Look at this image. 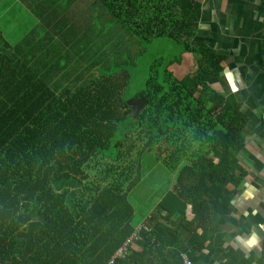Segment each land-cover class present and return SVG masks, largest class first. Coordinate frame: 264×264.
<instances>
[{
	"label": "trees",
	"instance_id": "obj_1",
	"mask_svg": "<svg viewBox=\"0 0 264 264\" xmlns=\"http://www.w3.org/2000/svg\"><path fill=\"white\" fill-rule=\"evenodd\" d=\"M123 1L126 12L117 1L102 3L131 27L143 24L131 35L140 49L129 40L103 50L83 81L51 83L49 68H60L64 46H49L41 25L25 39L0 33V264H183L185 240L215 217L228 221L246 177L238 160L245 121L241 105L205 81L223 72L225 56L190 42L198 6ZM184 54L194 66L177 71ZM41 61L50 66L45 73ZM139 69L144 88L134 91ZM133 99L148 101L136 119ZM145 153L177 173L176 185L155 208L154 227L118 257L136 232L128 193L141 180L135 173ZM203 244L194 240L196 249Z\"/></svg>",
	"mask_w": 264,
	"mask_h": 264
},
{
	"label": "crops",
	"instance_id": "obj_2",
	"mask_svg": "<svg viewBox=\"0 0 264 264\" xmlns=\"http://www.w3.org/2000/svg\"><path fill=\"white\" fill-rule=\"evenodd\" d=\"M103 1L0 0V18L2 8L12 17L13 14H28L26 20L21 16L15 27L18 30L22 24H27L22 37L21 32H15L14 27L9 25L13 39L16 36L25 39L41 25L44 32L50 35L46 38L49 46H64V50L56 55L60 60L59 69L49 68L46 61H41V64L45 65L43 73L49 68L52 84L56 86L62 76L69 84L80 81L75 76L76 66L70 67L74 58H81L88 69L95 72L98 66L94 64L95 58L103 50H112L113 45L116 50L120 46L125 47L129 40L137 42L136 49H140V41L131 35L143 31V24L131 27L124 23L113 16ZM113 1H117L116 6L121 11H127L123 0ZM176 1L178 10L193 4L198 6L199 18L187 28L193 34L190 42H199L217 55L225 56L223 72L206 76L205 81L231 106L241 105L240 113L245 121L238 160L246 170V177L232 200L228 221L221 224L215 217L214 223L204 233L185 240L182 253L193 258V264H264V0ZM171 10L174 11V8ZM140 17L143 18V15ZM79 37L83 40L81 38V44L73 51L71 45ZM17 41L12 46H16ZM193 66V56L184 54L182 68L175 70H188ZM156 166L163 167L161 162H157ZM176 175L170 174L166 192L176 185ZM165 194L147 217L134 222L136 232L133 236L142 229L149 231L154 227L155 221H151V217ZM194 240L204 242L201 249H196L200 246L194 245Z\"/></svg>",
	"mask_w": 264,
	"mask_h": 264
},
{
	"label": "rangeland",
	"instance_id": "obj_3",
	"mask_svg": "<svg viewBox=\"0 0 264 264\" xmlns=\"http://www.w3.org/2000/svg\"><path fill=\"white\" fill-rule=\"evenodd\" d=\"M75 8L76 5L72 9L74 10ZM1 12H2V16L0 18V21L2 24L0 25V32L2 36H4V38L7 41L13 39V36L11 35V31L8 28L10 25L11 28L14 27L15 32L17 33L21 32V37H22L24 35V30L26 29L25 27L27 26V24L24 25L22 24L21 28L18 30L15 29V27L21 16L23 17L22 19L26 20V16L28 14L26 16L13 14L14 17H12L10 12L4 11V8H2ZM163 49H161V51H163ZM164 51H173V49L166 47ZM72 66L73 67L76 66L77 71L75 73V76L78 77L80 81L88 79L94 73L93 69H88V65L86 64L85 61L81 60V58L72 59L70 62V67ZM66 70L68 69L66 68ZM143 78L144 77H142V70L139 69L136 73V80L134 82V89H133L134 91H140L144 88V83L142 80ZM95 161H99V159L97 158V160ZM101 162L102 160H100L97 166L99 167V170L101 169ZM157 162L158 161L150 153H145L143 158L139 161L138 173L136 171L135 175H138L141 180L132 189V191L128 193V201L136 211L133 218V222H137L138 220L141 221L145 217H147L148 214L156 205V203L159 201L161 196H163L166 192V187L169 183V178L171 173H169L163 167L156 166ZM90 166H93V163L90 162ZM95 171H96V166L93 167V173ZM93 177H96V175Z\"/></svg>",
	"mask_w": 264,
	"mask_h": 264
},
{
	"label": "water",
	"instance_id": "obj_4",
	"mask_svg": "<svg viewBox=\"0 0 264 264\" xmlns=\"http://www.w3.org/2000/svg\"><path fill=\"white\" fill-rule=\"evenodd\" d=\"M148 102L144 99L130 100L127 105L131 108L130 117L136 119L138 115L145 109Z\"/></svg>",
	"mask_w": 264,
	"mask_h": 264
},
{
	"label": "built area",
	"instance_id": "obj_5",
	"mask_svg": "<svg viewBox=\"0 0 264 264\" xmlns=\"http://www.w3.org/2000/svg\"><path fill=\"white\" fill-rule=\"evenodd\" d=\"M138 240V237L137 235H134L132 236L128 241L127 243L125 244V246L123 248H121L118 252H117V255L118 257H123L126 253V247H127V244L130 243V242H134V241H137ZM180 258H181V261L183 264H192L191 261L189 260V258L185 255V254H180ZM109 264H113V261H111Z\"/></svg>",
	"mask_w": 264,
	"mask_h": 264
},
{
	"label": "bare ground",
	"instance_id": "obj_6",
	"mask_svg": "<svg viewBox=\"0 0 264 264\" xmlns=\"http://www.w3.org/2000/svg\"><path fill=\"white\" fill-rule=\"evenodd\" d=\"M148 102V101H147ZM148 106V105H147Z\"/></svg>",
	"mask_w": 264,
	"mask_h": 264
}]
</instances>
